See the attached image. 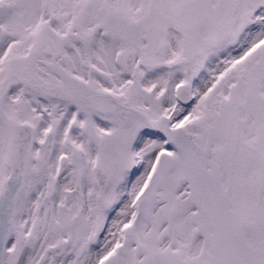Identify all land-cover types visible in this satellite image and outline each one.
<instances>
[{
    "label": "snow or ice",
    "instance_id": "6c2138e0",
    "mask_svg": "<svg viewBox=\"0 0 264 264\" xmlns=\"http://www.w3.org/2000/svg\"><path fill=\"white\" fill-rule=\"evenodd\" d=\"M0 264H264V0H0Z\"/></svg>",
    "mask_w": 264,
    "mask_h": 264
}]
</instances>
